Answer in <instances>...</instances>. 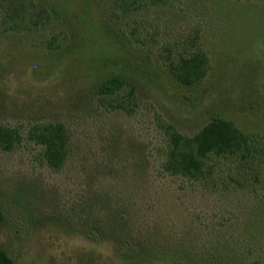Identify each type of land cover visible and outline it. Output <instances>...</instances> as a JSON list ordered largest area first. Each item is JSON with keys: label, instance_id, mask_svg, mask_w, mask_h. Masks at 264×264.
Here are the masks:
<instances>
[{"label": "rangeland", "instance_id": "1", "mask_svg": "<svg viewBox=\"0 0 264 264\" xmlns=\"http://www.w3.org/2000/svg\"><path fill=\"white\" fill-rule=\"evenodd\" d=\"M31 1L55 14L37 34L0 35V102L10 112L7 117L0 113V119L66 120L80 152L96 145L97 152L102 141L115 138L151 149L162 134L157 116L192 134L218 115L264 137V9L259 6L233 9L210 53V73L200 84L186 87L158 75L156 62L157 47L172 43L179 33L175 7L142 17L153 36H139L130 44L121 24L109 20L111 0ZM50 35L57 38L51 48L44 40ZM117 73L138 83L141 102L133 115L102 114L89 104L91 90ZM35 153L30 145L0 152V247L14 264H137L119 256L109 240L85 236L68 214L84 198L78 160L56 172L36 160ZM151 153L146 208L137 199V226L160 233L163 244L157 245V257L138 264H188L175 248L183 239L184 245L198 243L194 233L202 223L213 227L209 231L222 228L236 236L237 226L228 221L222 225L221 216L229 220L231 213L240 214L250 196L234 193L229 185L224 188L228 180L222 163L214 168V185L189 183L160 173ZM99 181L105 188L114 187L113 178Z\"/></svg>", "mask_w": 264, "mask_h": 264}, {"label": "trees", "instance_id": "2", "mask_svg": "<svg viewBox=\"0 0 264 264\" xmlns=\"http://www.w3.org/2000/svg\"><path fill=\"white\" fill-rule=\"evenodd\" d=\"M259 2L264 0H111L108 15L111 22L121 24L123 37L132 44L131 40L139 41V36L144 40L153 36L148 25H143L142 17L175 7L180 30L172 43L157 47L158 75L191 87L204 81L212 69L210 53L224 20L240 6L264 9ZM52 13L31 0H0V35L37 34L49 26ZM44 40L51 48L57 38L50 35ZM147 59L150 61L149 54ZM138 91L132 76L112 74L91 90L89 104L102 114L121 112L130 116L140 106ZM0 113L6 117L10 113L1 102ZM156 119L162 134L151 149L146 145L139 147L134 140L115 138L102 141L97 152V145L89 152H80L66 120L27 118L11 123L0 119V152L10 153L30 145L36 151V160L56 172L62 171L73 158L78 160L84 198L68 214L76 218V228L85 236L109 240L119 256L137 264L157 257V245L163 244L160 233L137 226V199L141 198V207L146 208V170L153 156L151 150L160 173L189 183L214 185V168L222 163L228 180L224 188L230 186L234 193L246 192L250 196L240 207V214L231 213L229 220L221 216L222 225L234 222L236 236H228L221 232L222 228L209 231L213 227L202 223L194 233L198 243L184 245L183 239L175 249L188 264H264V137L244 132L218 115L192 134L182 133L160 116ZM104 178H113L114 187L105 188L99 181ZM3 221L0 207V225ZM80 224H84L83 229L78 227ZM0 264H14L1 247Z\"/></svg>", "mask_w": 264, "mask_h": 264}]
</instances>
